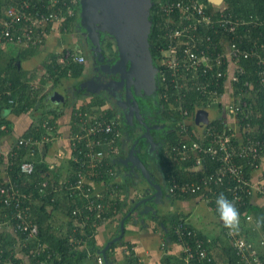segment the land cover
Returning <instances> with one entry per match:
<instances>
[{
  "label": "built area",
  "instance_id": "built-area-1",
  "mask_svg": "<svg viewBox=\"0 0 264 264\" xmlns=\"http://www.w3.org/2000/svg\"><path fill=\"white\" fill-rule=\"evenodd\" d=\"M8 1L10 0H2L4 3ZM13 1L0 8V49L9 44L39 48L52 32L63 26L66 18L64 8L67 14L74 13L73 6L67 0ZM214 4L216 5L211 11L203 0H165L161 5L165 23L159 35L165 40V45L158 60L172 76L177 102L173 108L180 110L177 121L180 139L165 149L164 153L173 160H191V167L201 170L193 178L179 180L174 177L168 185V191L179 195H197L216 210L217 187L224 183L232 194V197H226L239 206L246 204L245 197L253 198L259 194L264 198V172L259 174L261 161L264 159V138L252 134L248 109L250 103L243 97L250 95L254 85L247 79L242 86H237L239 76L244 72L239 61L250 57L256 58L258 76L264 85V34L258 43L244 44L246 38L238 37L237 29L250 20L234 17L221 3ZM202 27L208 30L204 36L200 33ZM68 58L85 61L84 54L70 48L60 56V60ZM160 75L161 81L166 80L164 71ZM38 88V83L31 80L30 89L34 92ZM191 90L198 91L202 96L201 103L195 105L194 111L184 104V98ZM226 95L229 100L225 102L223 97ZM215 106L223 114L211 117L210 110ZM199 110L207 111L208 120L204 124L196 121ZM75 111L78 120L73 125L76 129L72 128L69 134V158L73 161V175H65L57 180L45 178L37 187L40 193H45L52 186L50 190H65L73 197L75 206L72 213L75 220L72 230L85 231L87 226L96 229L99 224L107 222L110 213L117 210L118 200H123L125 186L121 183L108 188L111 183L100 177L107 173L112 179L116 175L117 169L111 161L122 150L124 130L118 116H109L104 109ZM50 117L43 121L40 136L19 135L9 148L0 149V156L4 158L2 170L6 180L0 185V200L5 205H13V209L5 211V219L0 220V229L6 227L15 233L25 234L24 243L32 239L36 241V248L32 250L36 259H39L33 262L22 261L27 264L44 262L40 259V252L47 245L44 244V247L39 240L40 226L31 213L32 194L22 190L20 184L8 175L7 170L12 163L11 158L18 153L17 147L25 146L33 151L35 147L40 148L56 139L58 122L57 119L51 122ZM3 118L0 113V131L7 133L10 126L7 121H2ZM214 120H219L222 126L214 123ZM191 125H195L194 129ZM2 136L0 135V146L3 143ZM208 161L216 164L211 170H208ZM247 165L251 167L250 176L245 171ZM19 166L22 173H32L35 170L32 159H23ZM50 167H54V164L51 163ZM185 168L189 166L185 165ZM113 179L117 180V175ZM137 194L143 196L142 192L137 191ZM28 199L30 201L26 202ZM243 218L251 221L253 215L245 213V217H240L238 231L229 234V230L224 227V232L233 240L236 253L243 264H264V235L259 241V247L253 246L242 233ZM173 230L182 242L184 258L188 264H192L193 258H209L205 238L198 235V231L186 218L177 219ZM80 241L70 236L72 244ZM2 242L0 238V264H21L11 252L6 251ZM87 253L93 252L88 249ZM16 255L22 254L18 252ZM48 255H51V251ZM97 258L101 264L105 263L102 254H98ZM217 264L226 262L220 260Z\"/></svg>",
  "mask_w": 264,
  "mask_h": 264
},
{
  "label": "trees",
  "instance_id": "trees-1",
  "mask_svg": "<svg viewBox=\"0 0 264 264\" xmlns=\"http://www.w3.org/2000/svg\"><path fill=\"white\" fill-rule=\"evenodd\" d=\"M153 1L154 4L151 7V18L153 20V24L150 33V41L152 42L151 49L154 56V60L159 66L157 76V82L159 85L157 89L158 99L156 100L157 103H159L160 108H166L167 113L174 116V121L170 122V125L171 123L173 124L174 129L164 134V146L165 149H167L168 147L170 148L172 144L176 143L180 139L178 135L177 125L178 117L180 116V110L176 107L173 108V105L177 104V102L174 98L176 96V91L172 76L166 69L163 68V66L160 65L158 60V57L162 54V47L165 45V40L159 36L160 32H162V28L165 23V15L161 10V5L165 0ZM203 1L207 4V7L211 11L216 5L211 0ZM12 2L14 1L10 0L4 3L2 2V0H0V8L2 9ZM67 2L73 6L74 13L67 14L68 12L64 8L63 13L66 14V18L61 29H64L65 27L68 31H74L80 25V1L67 0ZM220 5L225 6L226 10L229 11L232 16L250 20V22L246 24H241L238 27L237 36L241 38H246V40L243 42L244 44L254 45L255 43H258L259 38L264 34V0H223ZM206 32H208V30L202 27L200 31L201 35H206ZM36 48L38 47H34L32 49ZM66 50L67 48L55 53H51L49 59H47L46 61L48 72L47 74L49 77L53 78L54 86H57L58 83L67 82V80L71 78H79L83 74L85 69L84 62L76 61L73 58H68L64 61H61L60 56L63 55ZM1 51L2 50H0V113H2L4 117L2 121H7L8 125L10 126V131L12 128L10 122L5 116L6 110L9 109L19 113L21 111L30 110L33 106L34 108L40 109V107H42L43 105L42 102L47 99V96L39 95V90L33 92L30 89V81L32 79V75H28L27 70L19 64L17 59L18 56H10L7 58H3ZM239 62L244 67V72L240 74V80L238 81L237 86H242L243 82L247 79L252 81L254 85L253 89H251L250 95H243V97L247 98L250 103L248 105V109L250 112L249 121L251 123V131L254 136L264 138V85L260 82L258 76V66L256 58H241ZM163 71L164 75L166 74V80L161 81L160 73H163ZM10 99H13V101H10ZM201 101L202 96L196 90L188 91L187 95L184 98L185 106L192 111H194L195 105L200 104ZM71 102H73L71 104H73V106L75 107L76 100H73ZM105 104V97H102L99 94H94L89 95L88 101L82 103L80 107H75L74 110H99V108H101L104 109L105 113H107L109 116H114L115 114H117V109L115 107L108 105L107 108H103V106H106ZM59 108L53 105L52 107L46 108L43 111V116L35 118L31 126L21 135H23L24 137L40 136V134H42L43 132V121L49 118L50 116H53L50 117V120L51 122H54L56 117L60 116L63 113V110H60ZM218 121L219 120H214L213 122L219 124V126H222V124H220ZM190 127H193L194 129L195 125H191ZM73 129H76L75 126ZM5 133L6 131H0V135H3ZM49 145V143H46V148L49 147ZM17 150V155L11 158L12 163L8 166L7 173L10 177H12L20 184L22 190L30 192L32 194L31 196L33 197V199L31 201V213L33 218L39 223L40 226L39 240L43 243V246L44 244L47 245V247L41 250L40 252V259H43L44 262L41 263L40 261H38V264H70L73 260L79 261L80 258H82L84 255L86 256L88 254V249L93 251V253H95L96 255L101 254V249L99 247L96 248V246H94L93 238L95 230L92 226H87L85 231L72 230V225L74 222L73 220H75V216L72 213V209L75 206L74 198L71 197L67 192H65V190H50L52 186L47 189L45 193H40L39 188L37 187L40 181L45 178L54 179V177L52 176L53 171L50 167V164L42 157L40 148L35 147L33 151H29L30 149L28 147L20 146L17 147ZM23 159H32L35 162V170L32 173L20 172L19 163ZM163 159H165V161L161 160V162L164 166L165 181L167 184H169L171 179H173L174 177L179 180L189 179L191 177L190 173H194L196 175L198 172L201 171H187L185 165L191 167L193 165V161L191 160H173L170 158L169 155L166 156L165 153L163 154ZM3 160L4 158L1 155L0 185H2L6 181L4 176L5 172L2 170ZM111 163L113 166H115L113 161H111ZM215 166L216 164L214 162L208 161V170H211ZM245 171L249 176L251 175V167L249 165L246 166ZM118 174L119 168L116 170L117 177ZM70 175H73V173ZM125 175L127 176V184H135L138 183L136 181H142L138 183L139 186L137 185L138 189L136 190H138V192H149L150 186H147L148 182L143 176L137 177L135 175ZM115 176H113L111 179V176L105 173L104 176H101L100 178L104 180L106 179V182L111 183V185L108 187L110 188L111 186H115L116 184L121 185V182L118 179H113ZM134 176L136 177V179L134 178ZM51 180L50 183H52ZM123 184L124 183H122V186ZM217 188V197L220 193H224V195L228 198L232 197V194L229 193L226 189V183L221 186H218ZM170 195L177 196L179 194L170 193ZM255 196L257 197L259 195ZM52 197H54L53 200ZM141 197L138 195L137 198H134L130 201V204H128L127 200H125L126 198L124 200H118L117 210L112 211L109 216L113 217V219L115 220H117L116 217L118 218V215L120 214L121 217H124L131 210L133 204L137 201L136 199H139ZM245 198L247 200L246 204L243 206H239L236 204V207L240 210L242 217H245V213H252L253 219L251 221H246L245 218H243L241 230H243V235L250 242H252L253 246H258L261 237L264 235V226L257 228L256 220L258 217L264 216V198L259 196L258 199L260 198V200L258 201H253L252 197ZM29 201L30 199L26 200V202ZM11 209H13V205H5L4 202L0 200V220H4L5 211L9 212V210ZM215 211L217 212V210ZM132 215L133 213H131L130 216ZM183 216L184 215H181L180 213H174L169 218L172 223V226L169 227V229L167 228L168 233L173 235V239L176 241H179V239L173 230V225L177 219ZM166 221L167 219H165V223ZM249 222H252L253 226L249 225ZM63 224L67 225V227L65 230H60ZM259 231H262V235H259ZM197 233L202 238H205V246L207 248L209 258H193L192 264H217L221 259H225L227 261V264H243L238 254L236 253V250L233 245V240L225 232L223 234L224 239L222 240L223 245L221 251H217L216 249L212 248V238L199 231ZM71 235L81 241L78 244H72L70 242ZM25 236L26 235L23 233H15L14 231L6 227L0 229V238L3 241L2 243L6 251L11 252L14 259L19 261L21 264H27L22 263L23 260L33 262L39 259H36V256L33 255L34 250H32L36 248V241L32 239L27 240L26 243H24L23 238H25ZM83 239L86 240L87 246H85L86 243ZM257 241L258 245L256 244ZM165 244H168L167 241ZM18 245L20 246L18 247ZM114 245H116L115 242L111 245V247H113ZM16 250H19L20 253L23 255H16ZM50 251L51 255L49 256L48 253ZM136 259L137 258L135 257L133 250H131L127 257V264H139L138 260ZM104 264L107 263L105 262Z\"/></svg>",
  "mask_w": 264,
  "mask_h": 264
},
{
  "label": "crops",
  "instance_id": "crops-1",
  "mask_svg": "<svg viewBox=\"0 0 264 264\" xmlns=\"http://www.w3.org/2000/svg\"><path fill=\"white\" fill-rule=\"evenodd\" d=\"M77 31H68L64 27L58 28L52 32L44 45L39 48H21L14 44H9L2 50V57H16L18 56V62L23 66L24 69L27 70L28 75H32V81L38 83L39 95L47 96V99L42 102V107L40 109L34 108V106L27 111H21L19 113L14 112L12 110H6L7 119L10 122L11 130L5 134H3V143L0 146V149H7L13 143V141L22 133H24L32 124L35 118H39L43 116V111L48 108L56 106L60 110H63V113L56 117L58 122V133L56 139L49 143V147L46 148L45 145L40 147V152L42 157L49 163L54 164L52 167L53 177L54 179H59L65 175L72 174L73 166L72 161L70 160V151L71 146L69 142V134L74 128L73 122L77 121L78 117L75 116L76 107H80L81 102H87L85 99H89V94H80L82 91H78L76 87L79 86L80 82L84 79L86 75V70L88 66H85L83 74L78 78H71L67 80V82L58 83L57 86H54L53 78L48 76L46 61L49 59L51 53H55L58 51L64 50L65 48H70L78 53L84 54L82 49H79L77 42ZM58 93L62 95V98H55V94ZM49 98V99H48ZM70 102H69V101ZM73 100H76V106L74 107ZM229 100L226 95L223 97V101ZM107 106V100H106ZM102 107V106H101ZM101 109V108H100ZM213 111L215 112V116H220L223 112L215 106L213 107ZM114 116H117L115 114ZM231 119V117H230ZM123 144V142H122ZM160 149L161 146H157ZM129 148V146H128ZM157 151V150H156ZM128 152V151H127ZM126 152V153H127ZM162 154V152H160ZM164 153V152H163ZM125 156V153L121 154V152L113 159L115 167L119 168L118 180L126 187L123 189V200H127L128 204H130L131 200L137 198V185L139 186L140 181H136L138 183H129L127 184L126 175H135L130 171V168L126 166L120 158ZM147 162V161H146ZM149 168L152 170L153 174L156 176L157 181L160 179H164V169H162L158 162L155 161L154 157L150 156V161L147 162ZM188 172L197 170L196 168L189 167L186 168ZM264 172V159L261 161V168L259 170V174ZM191 177L195 176L194 173H190ZM136 176V175H135ZM134 178L136 179V177ZM169 185V184H167ZM141 186V185H140ZM97 187L100 185L97 184ZM164 185V194L162 201L159 203H155L153 201H149V204H153L155 206L156 212L152 211L147 212V216L144 218L135 217V214L127 217L126 214L124 217L125 221V232L122 239L115 241L116 245L111 247V244L106 250V255L112 264H127V257L131 250H133L135 257L137 258L139 264H188L186 259L184 258L183 253V245L181 241H176L173 239V235L168 233L169 227L172 226L169 218L172 214H181L186 218L189 223L196 228L197 231L207 235L212 238V248L217 251L222 250V240L224 234V226L222 221L219 219L218 213L213 209L208 203L206 210L211 211L210 218L207 215H204V218L201 219V223L197 224L195 221L191 219V214L194 211V208L200 204L203 199H200L197 195H170L165 190ZM259 195V194H257ZM260 196V195H259ZM259 196H254L253 201H258ZM139 200V199H138ZM134 203V202H133ZM136 202L133 204L135 206ZM132 207V208H133ZM133 213V212H132ZM119 214V213H118ZM138 214V213H137ZM171 214V215H170ZM115 220L113 217L105 222L98 225L95 230L93 242L94 246L102 249L108 243L109 240L113 239L117 236L120 231L121 220L124 217H121V214ZM113 219V220H112ZM165 219H167L165 223ZM209 221V222H208ZM210 223L207 229H204L203 223ZM252 225V222L248 223ZM255 227V224H254ZM168 228V229H167ZM259 235H262V231ZM84 240V239H83ZM167 241L168 244H165ZM87 246L86 240H84ZM258 245V241L256 242ZM91 247V246H90ZM259 247V245L257 246ZM92 248V247H91ZM19 249V248H18ZM19 251V250H18ZM215 251V250H214ZM93 252V251H92ZM108 252V254H107ZM23 255V254H22ZM21 255V256H22ZM167 256V257H166ZM226 262L225 259H221ZM70 264H101L97 258L95 253L84 255L80 258L79 261L73 260Z\"/></svg>",
  "mask_w": 264,
  "mask_h": 264
},
{
  "label": "water",
  "instance_id": "water-1",
  "mask_svg": "<svg viewBox=\"0 0 264 264\" xmlns=\"http://www.w3.org/2000/svg\"><path fill=\"white\" fill-rule=\"evenodd\" d=\"M211 1L217 4L223 2V0ZM153 4V0H80V25L92 42L94 52L100 56V60H104L101 43L102 31H106L114 37L117 59L113 64L107 65L105 71L110 75L119 74L117 78L113 77L104 82L99 81L96 77L83 80L80 82V88L91 93L101 89L109 91L112 95L119 93L117 104L123 111L124 122L132 126L136 117L141 123L144 127L141 136L146 138L148 152L151 149L157 150V146H161L152 132L155 125L143 118L138 99L139 96L156 98L155 94L159 86L157 82L159 66L154 60L151 49L152 42L150 41L153 24L151 7ZM122 90H124V94ZM56 97L62 98V95L56 93L53 99ZM150 103L153 104L151 101ZM207 120V111L199 110L196 114V121L199 124H204ZM141 136L134 139L128 152L120 160L137 177L143 176L153 187V190H150V193L144 191L143 196L136 201L135 206L126 217L132 212L136 214L137 211L136 218L139 217V212L140 214L149 211L155 213V206L152 203L149 204V201L157 204L162 201L164 194L163 185L157 181L147 162L140 155L141 146L138 144ZM131 137H133L132 134L129 138ZM126 217L121 220L120 233L109 240L102 249L107 264H112V262L108 260L106 250L112 243L122 239Z\"/></svg>",
  "mask_w": 264,
  "mask_h": 264
},
{
  "label": "flooded vegetation",
  "instance_id": "flooded-vegetation-1",
  "mask_svg": "<svg viewBox=\"0 0 264 264\" xmlns=\"http://www.w3.org/2000/svg\"><path fill=\"white\" fill-rule=\"evenodd\" d=\"M77 31V44L78 47L80 49L83 50L84 55H85V61L84 63L88 66V69L86 70V75L84 76L83 80H89L90 78L96 77L99 81H107L110 80V78H117L119 76V74H108L105 69L107 68V65H111L113 64L116 59H117V49L115 46V40L114 37L112 35H110L108 32L106 31H102L101 34V43H102V52H103V56L104 60H100V56L96 55L93 49V44L90 41V39H88L86 32H84V29L82 28L81 25H79V27L76 29ZM99 54V52H98ZM85 65V66H86ZM82 80V81H83ZM76 89L78 91H82L84 90L82 93L80 94H89V95H94V94H99L102 97H105L107 100V106L110 105L112 107H115L117 109V116L118 118L121 120L122 125H123V130H124V136L126 137L125 140H127L131 134L134 135L133 137H131L130 139H132L131 144L134 142V139L136 136V132L133 131V127H140L142 129V131H144V127H142L141 123L138 122V120L136 119V117L134 118V124L131 126L127 123H123L124 117H123V111L121 109V107L117 104V98L119 96V93L116 95H112L109 93V91L105 90V89H101L98 92L95 93H91L88 92L85 89H81L80 88V84L78 87H76ZM123 94H124V90H122ZM150 97V96H149ZM149 97L144 98L143 96H139V103L141 106V111H142V115L143 118L147 121H149L150 123L155 125V128L159 127L162 130V136L161 138H156L157 141L160 142L161 147L160 149L157 148L156 149H151L149 150V155L154 157L155 161H157L160 165V167L162 169H164V166L161 162V160L163 159V152L165 150V136L164 134H166V132L168 133L170 130H173V124L170 122L174 121V116L170 115L167 113L166 108L161 107L160 109H154L153 107H151V103L149 101ZM154 98L155 100L158 99V94H155ZM153 100V101H155ZM106 105V104H105ZM107 106H103V108H107ZM215 116V112L211 115V117ZM123 119V120H122ZM179 119V117H178ZM127 125V126H126ZM130 126L132 127V131L130 129ZM158 129V128H157ZM164 146V148H163ZM123 148V145H122ZM149 148V147H148ZM158 152H162V154H158ZM159 182L163 185H165V190L170 193L168 191V185L165 181V174H164V179H160ZM147 186H150V184H147ZM149 189H153L152 186L149 187ZM149 190V193H150Z\"/></svg>",
  "mask_w": 264,
  "mask_h": 264
},
{
  "label": "rangeland",
  "instance_id": "rangeland-1",
  "mask_svg": "<svg viewBox=\"0 0 264 264\" xmlns=\"http://www.w3.org/2000/svg\"><path fill=\"white\" fill-rule=\"evenodd\" d=\"M85 100L87 101L88 98H86ZM149 100L151 102H153V104H151V107H153L154 109H157V108L160 109L159 103H157L154 98L149 97ZM153 100H155V101H153ZM81 103H83V102H81ZM210 111H211V115H212L214 113V111L213 110H210ZM131 128L132 127L130 126V129ZM132 129H133V131L136 132V136L137 137L141 136V134L143 133V131H142L143 128L141 129L140 127H135V128L133 127ZM132 129H131V131H132ZM152 132H153V134L155 135L156 138H161V136H162V130L160 128L157 129V128L154 127L152 129ZM132 136H134V135H132ZM125 139H126V137L124 136V138H123V148L121 150V154L126 153L128 151V146H130L131 141H132V139H130V138H128L127 140H125ZM138 145L141 146L140 155L143 157V159L145 161L149 162L150 161V155H149V153L147 151L148 143H147L146 138L144 136H141ZM158 154H161V153L158 152ZM137 196H138V194H137ZM202 201H204V200H202ZM205 205L208 206L205 203V201L204 202H200V204H198V206L196 208H194V211L190 215L191 216V219L193 221H195L197 224L201 223V219L200 218L202 217V219H203L204 218V215H207V217L210 218L211 211L210 210L205 211L206 210ZM138 210H140V209L138 208ZM137 213H138V211L136 212V214L133 213V215L135 214V217H136L137 216ZM145 216H147V213H141L140 214V212H139V218H144ZM208 222L203 223V226H204L203 228L204 229H207L209 227L210 223H208ZM66 227H67V225L63 224L61 226V229L60 230H65ZM260 233H261V231H260ZM18 252H19V254H21L20 251H18V250H16L15 253L17 254Z\"/></svg>",
  "mask_w": 264,
  "mask_h": 264
},
{
  "label": "clouds",
  "instance_id": "clouds-1",
  "mask_svg": "<svg viewBox=\"0 0 264 264\" xmlns=\"http://www.w3.org/2000/svg\"><path fill=\"white\" fill-rule=\"evenodd\" d=\"M7 115V112H5ZM216 210L223 226L229 230V234L238 231L240 227V210L236 207L234 200H229L224 193H220L216 198ZM257 228L264 226V216L258 217L256 220Z\"/></svg>",
  "mask_w": 264,
  "mask_h": 264
}]
</instances>
